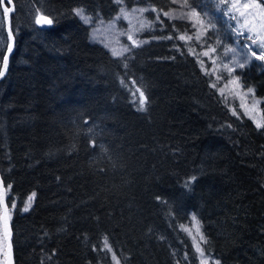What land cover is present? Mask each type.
Here are the masks:
<instances>
[{
	"label": "trees",
	"instance_id": "trees-1",
	"mask_svg": "<svg viewBox=\"0 0 264 264\" xmlns=\"http://www.w3.org/2000/svg\"><path fill=\"white\" fill-rule=\"evenodd\" d=\"M10 1L0 177L14 264H112L110 253L119 264H199L190 216L218 264H264V70L237 73L260 100L256 128L186 50L188 24L162 16L172 0H119L159 18L124 56L91 41L77 15L110 20L113 0ZM38 14L53 23L38 28Z\"/></svg>",
	"mask_w": 264,
	"mask_h": 264
},
{
	"label": "rangeland",
	"instance_id": "rangeland-1",
	"mask_svg": "<svg viewBox=\"0 0 264 264\" xmlns=\"http://www.w3.org/2000/svg\"><path fill=\"white\" fill-rule=\"evenodd\" d=\"M113 1L117 3L118 11L110 20H97L94 22L88 19L89 22L86 23L81 15H77L82 22L90 26L91 41L103 45L112 55L113 50L121 53L114 56H124L123 54L126 53L125 48L130 47V45H142L153 37H143L142 35L156 30L158 27L156 23L159 22V18L158 13L153 8L145 6L126 8L119 0ZM232 2H235V0H207L206 3L204 0H172L170 8L166 12L167 15L162 13V16H166L169 20H181L188 24V31H183L184 34L181 35L185 37L181 41L186 45V50L190 55L192 53L196 55L195 58L199 67L210 77L212 87L217 91L229 110L234 112L233 106H235V109L248 118L256 128H260L257 127L258 123L262 125L259 108L260 100L253 95L251 88H245L240 84L237 73L249 66L264 70V61L256 60L251 57L250 53L248 54L250 59L247 62L243 61L244 53L241 48L245 44H251L250 41L245 39L248 33L245 32L244 36L238 37L234 29L239 27V24L237 20L230 19V15L235 13L239 18V13L230 10L229 14L226 15L220 11L219 7L223 5L224 8H228V5ZM252 2L253 0H239L240 4ZM255 2L261 4L260 0H255ZM185 3L188 7H182ZM192 10H195L198 17L191 15ZM241 11L254 13V15L248 16V20L250 24L257 26L256 30L259 32L261 20L259 10L241 9ZM147 13H150L151 16L148 17ZM240 23H243L242 18ZM229 25L232 27H229ZM129 35L137 41V44L134 45L132 40H128ZM6 45L7 35L3 12L0 7V52L5 51ZM252 47L259 54V50L255 46ZM229 48L235 49L237 55L234 56L232 52H228L227 49ZM212 49H215V51H212ZM206 52L207 55L204 54ZM233 59L244 62L245 66L243 68L235 67L233 71L229 72L227 69L233 67ZM1 64L2 57L0 55V68ZM137 89H134V99L139 107V92ZM183 231L196 253L199 264L202 260H206L208 264H218L215 258L205 253L202 257L201 253L197 251V247L202 250V236L199 224L193 216L189 217L188 223L183 226ZM4 245L0 228V264H4ZM110 260L112 264H117V260L113 259L111 253Z\"/></svg>",
	"mask_w": 264,
	"mask_h": 264
},
{
	"label": "snow or ice",
	"instance_id": "snow-or-ice-1",
	"mask_svg": "<svg viewBox=\"0 0 264 264\" xmlns=\"http://www.w3.org/2000/svg\"><path fill=\"white\" fill-rule=\"evenodd\" d=\"M182 7H188V5L185 3L184 5H182ZM220 11L223 12L224 14H229L230 10H235V12L239 13V18L235 15V13H232L230 15V19H235L237 20V23L239 24V27L235 28V32L236 35L238 37L244 36L245 32L248 33V35L245 37L246 40L250 41L251 44H245L243 46V48H241V51L244 53L243 55V61L247 62L250 57H249V53L251 54V57H254L256 60L259 61H264V5H261L260 3H256L255 0H253L252 3H244V4H240L239 0H235V2H232L231 4L228 5V8H224L223 5H220ZM241 9H254V10H259V15H260V31L258 32L256 30V25L254 24H250L249 20H248V16L249 15H254V13H246L245 11H241ZM5 11H8L7 8H5ZM78 15H81L85 22H89L87 17L83 16V13L78 11L77 13ZM167 15V13H165ZM191 15L193 17H198V14L195 12V10H192ZM187 18V17H185ZM243 19V23H240V19ZM36 24H40V25H51L53 23V21L51 19L48 18V16H44V15H38L36 17L35 20ZM229 27H232L231 25H229ZM128 40H132L133 44H137V41L133 40V37L131 35H129ZM8 39L11 40L12 39V32L9 29V33H8ZM180 39H185L184 36H180ZM190 39V37H189ZM255 46L258 50H259V54H257L256 50H253V47ZM8 51L11 52L12 50V45L8 44ZM128 48H125L124 51H128ZM212 51H215V49H212ZM228 52H232L234 56L237 55L236 50L229 48L227 49ZM120 52H117L116 50H113V55H120ZM205 55H207L208 53H204ZM241 62L240 60L237 59H233L232 64L233 67L232 68H228L227 70L229 72L233 71L235 67H240L243 68L245 66V63ZM7 64H8V57L4 56L3 58V67L6 69L7 68ZM4 72L0 71V76H3ZM137 91L139 92V107L140 110H144V106L146 104L147 98L145 97V94L143 91H140L139 88L137 89ZM261 124H257V127H261ZM9 189L11 187V185L7 186ZM0 189H3V183L2 181H0ZM7 195V190H3L0 191V205H3V212L0 213V228H2L3 230V241H7L10 237V232H9V227H8V221L10 219V216L8 214V205L5 203V197ZM35 194H33L34 196ZM31 197L29 198V202L28 204H26V206L23 208V211L27 212L29 210V207L31 206ZM12 208H15V204H12ZM201 239H203V237H201ZM10 247V245H9ZM107 247V244H106ZM109 251H111V249H108ZM197 251L201 253V256H204V252L197 247ZM113 259H116L115 255H113ZM117 264H119V261H117ZM201 264H208V262L206 260H202Z\"/></svg>",
	"mask_w": 264,
	"mask_h": 264
},
{
	"label": "water",
	"instance_id": "water-1",
	"mask_svg": "<svg viewBox=\"0 0 264 264\" xmlns=\"http://www.w3.org/2000/svg\"><path fill=\"white\" fill-rule=\"evenodd\" d=\"M260 2H261L262 5H264V0H260ZM0 5H1L2 12H3V17H4L5 32H6V35H7V46H8V44H11L12 45L11 52L8 51V47L6 46V49H5V53L3 55V58H4V56H7L8 57V60H9V57L12 54L13 48H14L13 35H12V39L11 40L8 39V33H9V29H10V20L9 19H10V14H11V12H12L13 9H12V4H11V1L10 0H0ZM5 8H7L8 11H5ZM38 15H42V14H38ZM35 20H36V18H35ZM36 26L38 28H45V27H48L49 25L36 24ZM3 58H2V64H1L0 71H3L4 72V75H5L7 68L5 69L3 67ZM3 76H0V79ZM0 181H2L1 177H0ZM2 183H3V181H2ZM3 190H5L4 185H3V189H0V191H3ZM5 203H6V197H5ZM2 212H3V205H0V213H2ZM8 214H9V211H8ZM8 227H9L10 237H9V239L6 242L4 241V243H5V245H4V264H14V261H13V252H12V245H11L12 232H11V226H10V219L8 221ZM1 231H2V237H3V230H2V228H1ZM9 245H10V247H9Z\"/></svg>",
	"mask_w": 264,
	"mask_h": 264
}]
</instances>
